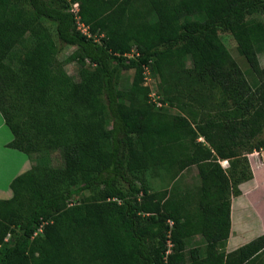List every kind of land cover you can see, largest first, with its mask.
Returning a JSON list of instances; mask_svg holds the SVG:
<instances>
[{
    "label": "trees",
    "instance_id": "16d2710c",
    "mask_svg": "<svg viewBox=\"0 0 264 264\" xmlns=\"http://www.w3.org/2000/svg\"><path fill=\"white\" fill-rule=\"evenodd\" d=\"M220 32L234 37L246 70ZM66 48L74 51L61 61ZM262 53L264 0H0L9 147L33 159L64 157L58 169L35 163L12 182L13 198L0 200V264H264V236L232 252L218 247L230 237L232 196L253 179L248 155L264 151ZM72 62L80 81L65 69ZM147 68L162 82L178 69L219 92L217 112L185 102L179 115L157 111ZM127 71L133 85L123 90ZM166 87L172 104L183 95ZM192 166L199 199L152 191L146 181L159 169L175 179ZM200 235L204 254L187 249Z\"/></svg>",
    "mask_w": 264,
    "mask_h": 264
},
{
    "label": "rangeland",
    "instance_id": "374dc122",
    "mask_svg": "<svg viewBox=\"0 0 264 264\" xmlns=\"http://www.w3.org/2000/svg\"><path fill=\"white\" fill-rule=\"evenodd\" d=\"M50 27L52 34L55 39L56 38V32L54 26L48 24ZM220 38L222 39L223 43L227 46L229 51L231 52L232 56L238 61V63L242 66L244 70L247 69V64L245 62V59L241 56L238 50V45L234 37L225 32L219 33ZM32 41L27 40L25 43L20 45L18 50H24L26 47L31 46ZM74 51L73 48H66L60 53V60L64 61L66 58H68L72 52ZM136 51V49H134ZM188 66H191V62L188 60ZM260 62L261 65L264 67V53L260 54ZM65 69L67 73L73 77L74 80L80 81V71L81 68L76 62L68 63L65 66ZM178 69H175L171 72V74H168L169 76L166 77L167 81L162 82L160 75L153 72L151 69H146L144 72V85L149 88V100L152 104H154L155 109L157 111H160L161 113L165 114H176L179 115L182 113L180 109V105L185 102V104L189 105H197L199 104L201 106L200 110L206 113H216L217 111L214 109V107H217L221 100V95L219 92H215L212 94H209L204 90L203 87L200 86H194L190 83V81L186 78H182V75ZM133 77L134 72L133 71H127L124 72L121 76L120 81V88L123 90H130L133 85ZM180 79V80H179ZM178 80V81H177ZM176 83H175V82ZM167 82H172L174 85H179L182 88L183 95L178 93V100L175 101L173 104L168 102L166 98L167 93ZM180 99V100H179ZM259 153V152H258ZM262 153V152H261ZM34 161L38 165L46 166V167H53V168H61L64 165V157L63 153L61 151H53V152H46L43 154L38 155V157H34ZM221 166L224 168V170H229L230 164L228 161H220ZM252 169V168H251ZM253 173V170H252ZM168 171L159 169L156 172H150L146 176V181L148 182L149 186H151L152 191H158V192H168L169 194H175L179 195L182 198L185 197V194H190L193 196V198L199 199L201 195V185L202 181L199 176V171L196 166H192L185 171L181 172L177 178L173 179L172 175ZM254 178V173H253ZM232 194L236 192V185H235V179L236 177L232 176ZM253 180V179H252ZM249 180V181H252ZM247 181V182H249ZM239 185V189L242 192L238 196H232L233 198L240 197L241 195L245 194L250 197L245 201V205H243V201H241V206H246V203H251V205L255 206L256 211L260 213H264V192L262 190L260 192L251 191L253 186L252 184ZM244 185L242 188L241 186ZM254 189V188H253ZM244 193H243V191ZM248 193V194H247ZM242 197V196H241ZM237 203L235 204V206ZM193 208V206H190ZM252 222H249L247 225L249 227V238H253L255 236H258L260 229L259 225H257L256 219L251 218ZM255 225H253V224ZM252 225V228H251ZM264 236V232L262 230V234L260 237ZM247 238V240L249 239ZM259 237H255L257 239ZM250 239V240H251ZM249 241V240H248ZM253 241V240H252ZM201 247L202 254L205 252L206 248V239L203 236H195L192 238H189L187 241V249L190 250L194 247ZM219 250L220 251H227L228 242L226 245L219 244ZM230 249H234V247L230 246ZM228 252V251H227Z\"/></svg>",
    "mask_w": 264,
    "mask_h": 264
},
{
    "label": "crops",
    "instance_id": "0c3cea01",
    "mask_svg": "<svg viewBox=\"0 0 264 264\" xmlns=\"http://www.w3.org/2000/svg\"><path fill=\"white\" fill-rule=\"evenodd\" d=\"M13 140L14 136L9 127L6 125L0 112V200H9L13 198L14 192L11 188L12 182L18 176L31 170V168L35 165V161L31 156L9 147V144ZM261 152H255L248 155L250 165L254 173V178L252 181L244 183V185L249 183L252 184L254 189L252 188L251 191H255L257 193L261 190L264 192V151ZM244 185H242L241 188ZM241 196L232 199V227L228 240V252H232L242 247L254 240L255 237H260L262 230L264 232V213L256 211L255 206H252L250 202L246 203V206L242 207L240 204L241 201H243V205H245V201L248 197H250V195L248 194L247 196L243 194ZM236 203L238 205L237 222L234 221V206ZM251 218L256 219L258 222L257 225H259L258 227L260 229L258 236H255L252 239L249 238L250 229L247 225L249 222H252ZM247 238H249V241ZM230 246L234 247V249H230Z\"/></svg>",
    "mask_w": 264,
    "mask_h": 264
},
{
    "label": "built area",
    "instance_id": "2783aa9c",
    "mask_svg": "<svg viewBox=\"0 0 264 264\" xmlns=\"http://www.w3.org/2000/svg\"><path fill=\"white\" fill-rule=\"evenodd\" d=\"M78 6L77 5H75V8H77ZM171 246H172V243L171 242H169V250H168V254L171 252Z\"/></svg>",
    "mask_w": 264,
    "mask_h": 264
}]
</instances>
